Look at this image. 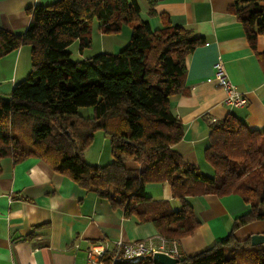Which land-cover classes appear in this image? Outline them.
<instances>
[{
  "label": "trees",
  "instance_id": "1",
  "mask_svg": "<svg viewBox=\"0 0 264 264\" xmlns=\"http://www.w3.org/2000/svg\"><path fill=\"white\" fill-rule=\"evenodd\" d=\"M263 2L233 0L230 7L253 51L264 34ZM29 14L23 33L0 27V57L23 45L30 51L26 77L0 94V159L43 160L123 217L151 223L167 246L199 224L191 196H241L250 209L233 228L263 218L264 131L247 128L233 114L209 122L204 156L211 175L186 163L174 148L183 126L169 102L186 93V57L203 44L202 37L168 20L153 29L142 20L136 0H56ZM93 19L102 34L128 26V42L117 52L72 61L68 48L73 42L80 54L91 46ZM85 106L92 108L91 116L79 114ZM97 129L109 139L111 160L102 165L82 157ZM127 161L137 167H126ZM156 183H168L170 200L145 192L147 184ZM112 264L154 263L147 257ZM178 264H264V249L230 233L195 255L180 254Z\"/></svg>",
  "mask_w": 264,
  "mask_h": 264
},
{
  "label": "crops",
  "instance_id": "2",
  "mask_svg": "<svg viewBox=\"0 0 264 264\" xmlns=\"http://www.w3.org/2000/svg\"><path fill=\"white\" fill-rule=\"evenodd\" d=\"M55 1L0 0V27L23 33L30 21L29 10ZM136 1L142 20L153 29L168 20L203 38V44L186 57V93L172 98L169 105L183 126V136L174 148L186 163L210 175L212 169L204 156L209 122L233 114L247 128L264 131V34L257 37L253 51L242 24L230 11L233 0H154L152 13L151 0ZM97 34L98 52H117L128 42L130 28L124 25L118 33L98 30ZM105 38L108 42L102 41ZM84 51L80 59L87 57ZM29 53L23 45L0 57V94H8L26 77ZM219 59L235 90L246 96L244 107L223 103L226 92L214 78L213 66ZM125 166L136 168L137 164L127 161ZM145 192L156 200L171 199L168 183L147 184ZM188 202L199 224L176 244L182 256L202 252L230 233L239 241L264 235V215L233 228L250 209L238 194H200L188 197ZM118 240L161 243L151 223L137 224L123 217L107 201L53 171L43 160L0 159V264H85L90 243L112 248ZM258 245L264 249V239Z\"/></svg>",
  "mask_w": 264,
  "mask_h": 264
},
{
  "label": "built area",
  "instance_id": "3",
  "mask_svg": "<svg viewBox=\"0 0 264 264\" xmlns=\"http://www.w3.org/2000/svg\"><path fill=\"white\" fill-rule=\"evenodd\" d=\"M213 67L215 81L226 92L223 103L239 108L244 107L247 103L246 96L235 90L222 68L221 60L219 59L216 61ZM159 239L161 243L158 245H155L150 240H138L126 244L118 240L114 243L112 248L103 244L90 243L86 250L85 264H105L106 262L112 264L115 261L134 263L146 259L147 257L151 258L152 253L157 250L164 251L177 258L180 256L175 242L167 246L162 238ZM78 247V245H75V248Z\"/></svg>",
  "mask_w": 264,
  "mask_h": 264
},
{
  "label": "rangeland",
  "instance_id": "4",
  "mask_svg": "<svg viewBox=\"0 0 264 264\" xmlns=\"http://www.w3.org/2000/svg\"><path fill=\"white\" fill-rule=\"evenodd\" d=\"M91 26V33H92V44L89 48H85V55H93L98 52L99 50V44L100 40L98 39V21L96 19H93L90 22ZM102 41L108 42V40L105 38ZM78 49V44L75 42L74 44L70 45L68 50L70 52V59L72 61L79 60L80 59V52ZM103 52V51H101ZM88 109L90 113H85L84 111ZM79 114H81L84 117L91 116L92 115V108L89 106L85 107H79L78 109ZM101 155V158L99 159L98 156ZM83 159L90 163V164H98L102 165L111 160V154H110V147H109V139L106 137L103 132L100 129H97L93 133V140L91 142V145L86 149L82 154ZM205 174V173H204ZM209 175V174H207ZM211 175V174H210ZM148 194V193H147ZM177 204L174 205V208H177Z\"/></svg>",
  "mask_w": 264,
  "mask_h": 264
},
{
  "label": "water",
  "instance_id": "5",
  "mask_svg": "<svg viewBox=\"0 0 264 264\" xmlns=\"http://www.w3.org/2000/svg\"><path fill=\"white\" fill-rule=\"evenodd\" d=\"M263 239V234L252 235L250 237V242L251 244L258 245L263 241ZM150 260L154 264H178L177 257L171 256L170 254L160 250L153 252Z\"/></svg>",
  "mask_w": 264,
  "mask_h": 264
}]
</instances>
